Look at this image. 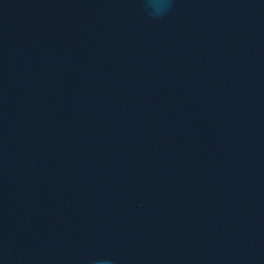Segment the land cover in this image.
Masks as SVG:
<instances>
[{
	"label": "water",
	"instance_id": "1",
	"mask_svg": "<svg viewBox=\"0 0 264 264\" xmlns=\"http://www.w3.org/2000/svg\"><path fill=\"white\" fill-rule=\"evenodd\" d=\"M0 0V264H264V0Z\"/></svg>",
	"mask_w": 264,
	"mask_h": 264
},
{
	"label": "clouds",
	"instance_id": "2",
	"mask_svg": "<svg viewBox=\"0 0 264 264\" xmlns=\"http://www.w3.org/2000/svg\"><path fill=\"white\" fill-rule=\"evenodd\" d=\"M172 7V0H146L147 14L153 18L163 17ZM96 264H112L111 260H99Z\"/></svg>",
	"mask_w": 264,
	"mask_h": 264
}]
</instances>
